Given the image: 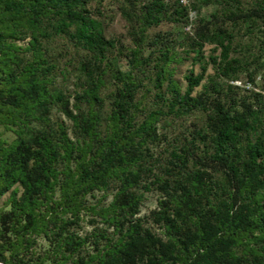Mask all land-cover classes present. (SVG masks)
I'll return each instance as SVG.
<instances>
[{
  "label": "trees",
  "instance_id": "1",
  "mask_svg": "<svg viewBox=\"0 0 264 264\" xmlns=\"http://www.w3.org/2000/svg\"><path fill=\"white\" fill-rule=\"evenodd\" d=\"M0 261L264 264V0H0Z\"/></svg>",
  "mask_w": 264,
  "mask_h": 264
},
{
  "label": "rangeland",
  "instance_id": "2",
  "mask_svg": "<svg viewBox=\"0 0 264 264\" xmlns=\"http://www.w3.org/2000/svg\"><path fill=\"white\" fill-rule=\"evenodd\" d=\"M214 9V7L212 5H209V6H205L203 9H202V16H204L205 18L207 16H209L210 12H212V10ZM192 15H195L197 12L196 11H192ZM172 27V24L170 21L168 20H165L161 25H159V27L157 29H170ZM190 25L187 27V29H190ZM112 31L113 32H116V33H121V32H124L126 33L127 32V22L124 18L121 17V14L120 13H117L116 17H115V20L113 22V25H112ZM128 41V39H127ZM207 48H210V46H207ZM121 65L123 68H126V59H122L121 61ZM192 65L190 64V61H187L185 62L184 64L180 65V69L179 71L177 72L176 74V77L178 79H180L182 82H185L183 80V74L185 73V71L190 68ZM195 68H198V65H196ZM209 72H212V69H210ZM201 87H198L197 90H200ZM103 192H99L98 193V196H101ZM113 197V194H110L108 196V201L111 200ZM158 197H159V192L158 191H149L147 193V200L145 201V203L143 204V207H142V212L141 214L144 215V214H149V212L154 209L157 204H158ZM91 199L93 201L94 198L91 197ZM92 228V225L90 223H88L87 219L85 220V231L87 230H90Z\"/></svg>",
  "mask_w": 264,
  "mask_h": 264
},
{
  "label": "built area",
  "instance_id": "3",
  "mask_svg": "<svg viewBox=\"0 0 264 264\" xmlns=\"http://www.w3.org/2000/svg\"><path fill=\"white\" fill-rule=\"evenodd\" d=\"M181 2H183L184 4H187L188 0H181Z\"/></svg>",
  "mask_w": 264,
  "mask_h": 264
},
{
  "label": "water",
  "instance_id": "4",
  "mask_svg": "<svg viewBox=\"0 0 264 264\" xmlns=\"http://www.w3.org/2000/svg\"><path fill=\"white\" fill-rule=\"evenodd\" d=\"M0 264H4V263L0 261Z\"/></svg>",
  "mask_w": 264,
  "mask_h": 264
}]
</instances>
